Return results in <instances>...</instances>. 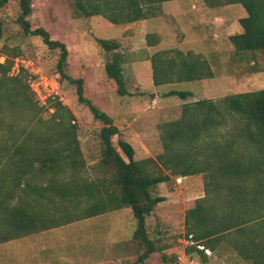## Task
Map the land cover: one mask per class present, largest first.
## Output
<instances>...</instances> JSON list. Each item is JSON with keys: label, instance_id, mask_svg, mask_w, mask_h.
<instances>
[{"label": "trees", "instance_id": "16d2710c", "mask_svg": "<svg viewBox=\"0 0 264 264\" xmlns=\"http://www.w3.org/2000/svg\"><path fill=\"white\" fill-rule=\"evenodd\" d=\"M164 1L169 0H71L84 18L101 15L113 24L159 16ZM8 2L0 0V10ZM203 3L208 8L238 3L245 9L246 16L238 19L241 31L228 40L238 60L254 65L256 52L264 50V0ZM17 7L15 22L22 33L57 51L54 70L40 72L58 74L59 82L74 86L77 101L101 125L96 132L98 153L89 166L73 112L58 97L40 105L30 90L28 72L9 74L14 58L24 56L20 47L2 45L0 243L128 207L134 219L131 242L140 251L137 262L147 264L149 255L159 252L163 263H175V256L165 252L168 245L149 236L146 218L165 200L156 193L159 183L203 174V195L185 204L184 237L192 242L185 253L195 252L206 262L204 249L215 251L226 244L249 264H264V88L183 102L178 118L158 126L161 151L135 159L113 117L87 96L85 76L69 73L67 45L51 38L43 26L32 27L31 0H17ZM91 40L107 88L119 96L131 95L122 73L126 55L120 41L93 35ZM159 41L156 32L145 34L146 45ZM147 58L154 86L214 76L209 60L192 50L164 48ZM261 70L250 68L251 73ZM162 95L187 99L193 93L170 89ZM44 106L52 109L46 119Z\"/></svg>", "mask_w": 264, "mask_h": 264}, {"label": "rangeland", "instance_id": "374dc122", "mask_svg": "<svg viewBox=\"0 0 264 264\" xmlns=\"http://www.w3.org/2000/svg\"><path fill=\"white\" fill-rule=\"evenodd\" d=\"M31 6L32 12L28 20L32 27L43 26L51 38L59 39L67 45L70 50L69 73L72 76L82 74L87 77V96L91 95L93 102L110 114L116 122L127 120L130 115L139 118L144 116L157 121L155 124L158 127L160 122L174 117V114L168 111L180 112L181 105L176 95H170L167 99L159 95L158 101L154 102L149 92L141 96L131 87L128 89L131 95L119 96L105 85L104 70L103 78H100L99 71L91 74V61H95V65L100 63L93 55L84 56V46H87L86 42L90 40V32L88 33L84 16L76 12L71 0H31ZM164 9L165 13L162 15L140 19L132 28L133 32L136 30L138 33L132 39L135 49L139 50L142 46V33H169L171 40L165 36L164 42L157 50L178 47L184 51L192 49L202 53L209 60L214 76L202 82L181 81L164 84L160 87L161 91L190 90L198 95L197 98H205L208 95L218 98L226 94L264 88V71L250 72V68H264V50L256 52L255 63L252 65L251 60H238L228 40V35L241 31L238 19L246 16V11L240 4L210 9L205 6L203 0H175L164 3ZM17 11V0H9L0 10V61L5 58L1 49L3 44L9 48L19 46L22 55L32 60L37 70L52 72L57 51L48 49L37 38L24 35L15 22ZM125 25L113 24L101 15L91 21L92 33L100 38L118 40L124 35ZM92 33L90 34L93 35ZM182 39V44L173 45ZM92 50L96 51V48L90 42L89 52ZM59 93L61 102L74 114L79 129L80 147L86 163L91 166L98 153L96 132L101 124L93 119L86 106L77 101L74 86L60 82ZM187 99L196 98L191 96ZM120 101H126L127 105L123 107ZM45 109L44 106V119L48 118L51 112ZM116 139L117 136H113L114 143ZM148 142L152 156L161 151L158 134L152 133ZM136 157L141 159L144 156L137 152ZM203 187V174L173 176L169 181L157 185L156 193L164 196L165 200L159 202L154 212L146 218V229L151 238H157L160 243L168 245L165 252L169 256H175L176 262L171 263L168 259L163 263L161 253L153 252L147 258V264H249L226 244H220L215 251L204 250L206 262H202L195 252L185 253V248L190 243L184 237L185 204L202 196ZM133 229L134 219L131 211L128 207H123L2 242L0 264H143L136 260L140 251L131 242Z\"/></svg>", "mask_w": 264, "mask_h": 264}, {"label": "crops", "instance_id": "0c3cea01", "mask_svg": "<svg viewBox=\"0 0 264 264\" xmlns=\"http://www.w3.org/2000/svg\"><path fill=\"white\" fill-rule=\"evenodd\" d=\"M170 1H175V0H169V1L162 2L161 5H162L163 13H165L164 3L170 2ZM210 9H213V8H210ZM97 17H98V15H92L90 17L84 18L86 21L87 28H88V33L89 32L92 33L93 29L91 26V21ZM214 18L216 19L215 16H214ZM142 20H144V19H142ZM138 22H140V20H136V21H133L131 23H127L124 27V35L122 37L118 38L120 43L123 44L122 45L123 46V52L126 55V61L124 62L123 66H122V73H123V76H124V79L126 81V85H127L128 89L133 87V89L137 90L141 96H144L146 94V92H149L150 94H153L152 101L156 102V101H158L157 99H158L159 95L163 96L162 94L164 92H166V90H164V91L160 90V87L162 85L154 86V84L152 82V77H151L150 61L147 58V55L151 54L152 52L156 51L159 48V45H161L164 42L165 36H167L168 40H171V36L169 33L164 32L163 34H160V33L156 32L160 37V41L156 45L148 46L145 43V34L146 33H142V35H140V40L142 41V46L140 47L139 50H136L135 45L132 43V39L135 38L136 34H138V33L136 30H134V32H133L132 28L135 27ZM90 33H89L90 40H88V42H86L87 46H84V56L92 57V55H93L95 58H97V50L96 51L92 50L91 52H89L90 42H92V40H91L92 35ZM93 36H95V35L93 34ZM182 43H183V39H182V41L178 42V44H173V45L179 46ZM92 44H93V42H92ZM188 50H192V49H188ZM185 51H187V50H185ZM94 62L95 61H91L90 65H89V67L91 68V70H90L91 74H94L95 72L99 71V73L101 75L100 78L101 77L103 78V70H104L103 67L99 64L95 65ZM100 70H102V71H100ZM262 71H264V68H263V70L258 71V73H261ZM89 78H90V73H89ZM86 79H87V77H86ZM203 80H205V79L196 80V81L202 82ZM97 89H101V88H97ZM168 90H170V89H168ZM192 93H193V97L197 99L198 95L195 94L194 92H192ZM171 96H174V95H171ZM167 97H169V96H163V99H167ZM205 98H213V97L208 95ZM128 100H130V99H128ZM178 101H179L178 102L179 105H181L183 102L189 101V99H180L179 98ZM143 102H146V101H143ZM120 103H122L123 107L127 105L126 101H122V102L120 101ZM168 112L174 114V117L170 118V120L176 119L180 115L179 110L168 111ZM127 118H128L127 120H124L122 122H120V121L116 122V120H114V122L119 127L121 137L132 145V147L134 149V158L138 159L136 157L137 152L142 154L144 157L150 156V155L152 156V150H151V146L148 142V139L151 137L152 133L159 135L158 127H156V124H155V123H157V121L154 122L153 120H149L144 116L139 118V117H133L130 115ZM165 121H169V120H165ZM161 123L162 122H160V124ZM157 126H159V124Z\"/></svg>", "mask_w": 264, "mask_h": 264}, {"label": "built area", "instance_id": "2783aa9c", "mask_svg": "<svg viewBox=\"0 0 264 264\" xmlns=\"http://www.w3.org/2000/svg\"><path fill=\"white\" fill-rule=\"evenodd\" d=\"M33 65L34 62L32 60L24 56H17L14 58L10 74H16L20 69H24L28 72L27 80L30 90L34 93L40 105H46V100L53 97H58L59 100H61L58 74L42 73ZM49 110L52 111L51 108H49ZM198 247L202 248V246ZM204 250L206 252L208 251L207 249Z\"/></svg>", "mask_w": 264, "mask_h": 264}]
</instances>
